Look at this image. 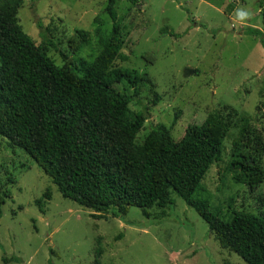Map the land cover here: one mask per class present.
Listing matches in <instances>:
<instances>
[{
  "label": "rangeland",
  "instance_id": "rangeland-1",
  "mask_svg": "<svg viewBox=\"0 0 264 264\" xmlns=\"http://www.w3.org/2000/svg\"><path fill=\"white\" fill-rule=\"evenodd\" d=\"M257 3L137 0L134 6L117 0L126 61H116L115 67L148 75L160 96L153 106L150 88L143 83L137 87L138 101L129 110L135 113L148 106L137 143L155 126L169 129L172 139L179 141L189 125L199 126L209 115L226 114L225 108H231L239 118L251 120L264 147V49L257 38L244 33L263 28ZM106 6L107 0H24L17 19L35 45L44 36L55 47L48 51L55 65L63 66V51L80 68L93 62L110 34ZM238 11L246 13L244 19ZM164 27L181 37L161 35ZM77 31L85 38L74 54L69 40ZM115 92L133 94L124 83ZM107 128L111 141L100 155L104 163L120 141L115 130ZM239 138L233 125L221 161L209 169L196 193L222 222L230 221L232 211L264 217V151L258 160L262 182L253 186L238 182L232 142ZM0 189L5 195L0 264H245L176 194L170 195L172 209L150 210L152 220L143 218L137 208H129L121 219L109 214L96 219L91 210L64 199L34 162L2 137ZM47 190L49 200L43 198Z\"/></svg>",
  "mask_w": 264,
  "mask_h": 264
},
{
  "label": "trees",
  "instance_id": "trees-1",
  "mask_svg": "<svg viewBox=\"0 0 264 264\" xmlns=\"http://www.w3.org/2000/svg\"><path fill=\"white\" fill-rule=\"evenodd\" d=\"M23 1L0 0V137L23 151L64 199L91 210L96 219L106 214L121 219L129 208H137L150 220L153 208H173L170 195L174 193L245 264H264V217L232 211L230 221L222 222L208 201L196 197L209 169L221 161L223 143L233 125L240 134L232 142L238 182L250 186L262 182L258 160L264 147L251 120L225 108L226 114L213 113L201 125H189L179 141L172 139L169 129L155 126L137 143L148 119V106L135 113L129 110L138 101L137 87L143 83L150 88L153 106L160 96L148 75L115 67L116 61H126L121 53L124 41L117 0H107L109 36L93 62L80 68L63 51L64 64L58 67L48 56L55 47L44 36L35 45L23 32L17 19ZM126 1L137 4V0ZM257 4L263 28H248L244 33L257 38L264 49V0ZM38 29L43 30L42 25ZM160 34L181 37L167 27ZM84 38L77 31L69 40L71 53ZM123 83L133 90L132 96L115 92ZM109 126L120 141L104 163L100 155L111 141ZM43 198L49 200L48 190ZM4 203L0 189V209ZM36 206L43 212L40 201Z\"/></svg>",
  "mask_w": 264,
  "mask_h": 264
},
{
  "label": "clouds",
  "instance_id": "clouds-1",
  "mask_svg": "<svg viewBox=\"0 0 264 264\" xmlns=\"http://www.w3.org/2000/svg\"><path fill=\"white\" fill-rule=\"evenodd\" d=\"M237 16H238L240 19H244V17L246 16V13L241 12V11H238V12H237Z\"/></svg>",
  "mask_w": 264,
  "mask_h": 264
}]
</instances>
